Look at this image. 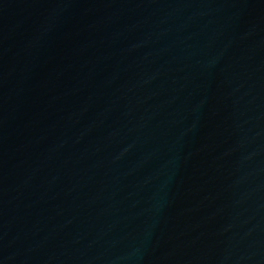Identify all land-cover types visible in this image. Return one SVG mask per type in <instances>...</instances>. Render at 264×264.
Here are the masks:
<instances>
[{
    "label": "water",
    "instance_id": "obj_1",
    "mask_svg": "<svg viewBox=\"0 0 264 264\" xmlns=\"http://www.w3.org/2000/svg\"><path fill=\"white\" fill-rule=\"evenodd\" d=\"M0 264H264V0H0Z\"/></svg>",
    "mask_w": 264,
    "mask_h": 264
}]
</instances>
